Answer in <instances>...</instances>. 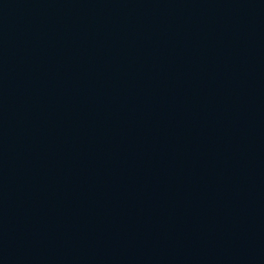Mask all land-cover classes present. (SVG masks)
Here are the masks:
<instances>
[{
	"label": "water",
	"instance_id": "obj_1",
	"mask_svg": "<svg viewBox=\"0 0 264 264\" xmlns=\"http://www.w3.org/2000/svg\"><path fill=\"white\" fill-rule=\"evenodd\" d=\"M0 264H264V0H0Z\"/></svg>",
	"mask_w": 264,
	"mask_h": 264
}]
</instances>
